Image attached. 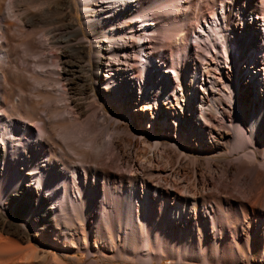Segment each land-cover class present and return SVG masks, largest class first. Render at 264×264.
I'll return each instance as SVG.
<instances>
[{
  "label": "rangeland",
  "instance_id": "1",
  "mask_svg": "<svg viewBox=\"0 0 264 264\" xmlns=\"http://www.w3.org/2000/svg\"><path fill=\"white\" fill-rule=\"evenodd\" d=\"M35 1L32 8L22 4L18 13L24 15L27 13L25 10H28L29 14L35 13L33 17H36L30 22L10 27L11 33L5 38L6 43L1 46L3 52L0 53V59L4 65L1 66L6 81L3 80L0 84L1 92L9 103H19L16 106L19 108H12L14 111L11 110L10 114L13 118L19 114L20 117L30 118L33 124L30 134L38 137L41 143L49 137L50 140L44 144L48 147L47 153H52L53 150L55 152L56 147L63 150L62 173L66 178H70L69 181L71 174L68 166L71 163L78 161L77 164L81 163L82 170L88 169L90 156L89 148L85 151V144L89 136L94 135L93 144L100 145L99 148L105 151L103 155L108 157V162L102 170L116 171L115 178H122L119 185L122 190L121 194L119 193L121 201L117 199L116 206H121L118 209L126 207L125 212L119 209L118 212L111 213L108 219H103L98 217L95 211L97 208H93L94 216H90L88 207L83 206L76 216L70 218L72 225L69 227L70 231H66L67 236L76 240L70 245L59 244L61 250L51 249L45 264H264V201L257 199L260 188L264 189V140L259 145L262 151L255 157L251 144L245 151H234L232 148L235 144V125L244 127V138L251 143L249 130L247 132L249 124H244L240 108L244 107L249 121L254 122L257 118L255 86L251 84V79L258 78L260 81L264 73L261 70L252 73L251 78L246 77L245 66L252 64L249 58L252 50L264 46V0H163V3L162 0H138L135 9L127 13L134 16V23L127 22V18L125 22L124 18L115 20L114 16L108 20L109 24L104 26L111 28L114 23L112 26L118 32H125L124 35L128 36L130 32L135 33L130 31L132 29L138 32V15H156L150 22L156 35L151 36L149 32L144 35L146 45H153L155 51L146 48L145 53L136 46L131 49L132 52L130 49L124 51V56L118 50L111 49L113 55L110 52L107 61L120 68L132 63L136 70L135 75L140 81L146 76V64L149 66L153 63L146 55H152L153 59L162 57L166 66H160L158 69L164 70V75L170 72V77L166 79L169 86L166 88L168 93H171L173 109L181 106L180 101L177 103L178 100L172 95V89L179 80L182 81V73L184 78V69L190 67H185L184 64L187 56L190 54L192 58L199 59L198 55H201L202 58H207V67L202 69L199 75L201 78L197 92L202 95V88H205V85L208 87L210 93L203 90L206 92L205 98L200 96L199 102L205 111L209 110L211 103L214 107L213 114L217 117L211 119L205 116L207 121L214 123L212 131L201 132L203 136L195 131L194 138L186 143L187 146L185 145L183 150L176 147L179 142H185L181 132L175 137L173 129H155L162 117L159 107H165V104L158 101L156 108L153 103L148 102L144 103L145 111L137 110L136 104L140 101L137 79L133 78V84L130 85L133 91L130 99L133 100L127 103L126 107L132 103L127 109L122 105L117 107L118 102L112 104L99 91L102 83L96 82L97 70L92 57L97 54L93 36L102 31V26L96 25L97 28H93L84 23L82 9L79 5H74L77 0ZM207 1L214 6L211 7ZM69 2H73V7ZM43 9L44 16L41 12ZM213 9L215 16H209ZM127 15L125 13V16ZM217 15L219 19L225 17L220 19V26L228 36V61L224 60L220 49L212 50V55L216 58L206 55L211 41H217L219 44L222 42L221 33L215 29L214 20ZM247 21L249 23L245 24ZM252 22L255 25L256 38L250 42L245 41V33L241 30L245 25L252 26ZM119 23L129 25L130 29H126V26L122 30L118 26ZM180 24L183 26L179 35H173V26L178 28ZM162 35L167 37V42H161ZM130 41L131 39L128 43H132ZM100 43L103 44L104 41ZM164 45L165 49H162ZM123 60V64H118ZM219 60L222 63L220 71L214 67ZM149 74L155 75L151 71ZM225 84L235 95L232 101L227 98L229 92L225 91ZM240 87L247 91L243 102L239 101ZM126 89L119 92L117 99L124 102L129 99ZM226 89L228 91V88ZM257 91H260V88ZM185 92L187 93V90ZM219 96L224 104L219 103ZM46 98L49 100L45 101ZM182 99L183 97L181 102ZM260 104L264 110V101L261 100ZM27 105L30 107L26 108ZM132 108L134 113L129 112ZM96 110L99 111L97 116L94 115ZM221 110L224 111V116L222 120H218ZM196 113L199 115V111ZM168 117H172L171 112ZM71 119L75 125L71 123ZM143 121H150L148 125L152 131L154 129L153 133L151 128L143 126ZM63 126L64 129L68 126V132L64 133ZM153 137L164 143L162 147L168 154L156 156ZM145 142L151 144V147L144 144ZM83 151L86 152L84 155L81 153ZM68 160L69 164L66 163ZM166 173H170V179L173 180L171 188H178L182 194L185 191L198 195L196 200L188 201L184 207L186 213L181 210L180 215L176 214L172 218L165 213L161 214L158 209L154 211L156 216L150 211L147 212L157 201L155 194H160L161 190L156 186L163 184V176ZM99 188L98 192L101 194V185ZM167 190L169 189H163L161 194ZM251 207L256 210L253 211ZM40 248L38 247L39 251H42ZM31 260L37 264V258Z\"/></svg>",
  "mask_w": 264,
  "mask_h": 264
},
{
  "label": "bare ground",
  "instance_id": "2",
  "mask_svg": "<svg viewBox=\"0 0 264 264\" xmlns=\"http://www.w3.org/2000/svg\"><path fill=\"white\" fill-rule=\"evenodd\" d=\"M34 1L35 0H0V53L3 52V51L1 52L2 43L4 44L6 43L5 38L8 37V35L11 33V32L9 33L10 30L9 28L14 27L19 23L23 24L26 22H30L36 17V16L33 17V14L35 13L32 14L30 12L31 14H29L28 10H25L27 11V13L25 12L26 14L24 15L18 13V9L22 4L29 5V7L32 8ZM161 3H163V0ZM137 4H138V0H77L76 3H74L75 6L79 5V7L82 9L81 11L84 15L83 17L85 18L84 23L90 24V26H92L93 28L94 26L96 27V25H98L97 27L102 26L101 28L102 31L101 32L97 31L98 33L95 32L97 34H94L93 36L96 41L95 53L97 54H95V56L92 58L94 59L93 61L94 67L97 70L95 74V79L97 83L99 84L102 83L99 86V88L101 89L99 91L104 95V98L109 102H112V104L118 102L117 107L121 105L126 107L127 103L133 100L130 99L131 93H133L130 85L133 84L132 83L133 78L137 79L138 81L137 84L139 87L138 100L140 99L139 103L136 104L137 110L145 111L144 103L147 104L148 102H150L151 104L153 103L156 108L158 101H160L161 104L162 103L165 104V107L162 106L159 107L160 108L159 112L162 113L161 115L162 117L159 120V125L155 127V129L161 131L164 128H166L168 131L173 129L175 132V137H178V133L181 132L183 134L182 137L185 142L184 143L182 142L183 144L179 142L178 143L179 145H176V147L180 150H183L186 143L187 142L189 143L192 140V138H194L195 131H198L197 133L201 136H203L201 132L210 133V131H212L214 123L211 124L210 123L211 121H207V118L205 116H209L211 119H215L213 117H217L214 116L213 114L214 107L211 103L209 105V110L205 111V108L203 109L201 103L199 102L200 96L203 99L205 98L206 92H203V90L204 91L207 90L210 93L208 87L205 85V88H202L203 89L202 95H199L197 92L198 91L197 85L199 83V79L201 78V77L199 78V75L201 73V70L207 67V65L205 64L207 58L204 59L201 57V55H198L199 59L194 57L192 58L190 54L189 56H187V59L185 60L186 62L184 64L185 67L188 66L190 67L187 70L186 68L184 69V78L182 75L183 73L182 74L179 73L181 74L182 81L179 80L180 82L176 83L175 87L172 89V95L175 96V100H178L177 103L179 101L181 103V106L179 108L175 107V109H173L174 107H172L173 102L170 99L171 93H168V88H166L169 86V82L166 79L170 77L169 76L170 72H168L169 74L164 75L165 71L158 69L160 66L161 67L166 66V63H164V59H162L161 55H159V57H161L160 59H153L152 55L151 57L148 54L146 55L149 57L150 61H153V63L150 64L149 66L148 63L146 64L147 65L146 76H144V79L141 78L140 81L138 80L139 79L138 76L135 75L136 70L134 69L135 67L131 65L132 63L131 64L125 63L127 65L123 68L112 66L113 63L110 64L107 61L108 54L112 52L111 49L118 50L119 52L122 53V55L126 54L123 53L124 51H128L129 49L131 50L136 46H139L143 51H145V53H146V48L155 51V47L153 45L151 44L146 45V40H144V35H146V32H149V35L151 36L156 35V33L154 32L155 29L151 28V23H150L152 22L153 17H155L156 15H149L145 13L142 15L141 14L138 15L137 18L135 17L139 22V24L137 23L139 27L137 28L138 32H136L137 31L136 29L131 28L132 30L130 31H135V33L129 31L130 34L128 36L124 35L125 32L123 33L118 32L116 28L112 26L114 23L111 24V28L104 27L106 24H109L110 21L108 20H110L114 16H115V20L124 18L125 19L124 22L127 21L128 19L129 21L127 22L134 23L133 22L135 21L134 16L127 15V13H130V11L134 10ZM69 5L73 7V2L71 4L69 2ZM210 6L212 7L214 5H210ZM41 12L43 13L44 9ZM210 12L211 14H208L209 16L211 15L215 16L214 9ZM125 13L127 16H125ZM44 15L45 14L43 13V16ZM221 18L225 19L224 16H222ZM220 19L217 15L216 20L214 21H215V29L219 31V34L221 33L222 42L219 44L217 41H211L209 50L207 49L206 55L207 56L209 55L212 58H216L213 57L212 50L213 51L221 50V52L223 53L224 60L228 61L229 60V53L227 50L228 36L227 34L224 33V31H222V27L220 26L222 22H220ZM248 23H249L248 21L245 22V24ZM120 24L121 23H119L118 26L122 30L125 29L126 26H128L126 27V29L128 30L130 29L129 25L124 26L125 24L124 25L122 24L120 25ZM251 24L252 26L245 25L244 28L241 30L242 32L245 33V41H249V42L252 41L254 38H256L254 31L255 25L253 22ZM179 26L180 27L178 28L177 26L176 27L173 26L172 28L173 35L175 36L179 35L178 33L180 32V30H182L181 26L183 25L180 24ZM94 31H96V29H94ZM129 39H131L130 42L132 43H128ZM153 40L156 41V39H150V41ZM161 40H162L161 42H163V40L166 42L168 41L167 37H164L163 35L161 37ZM101 41H104V43L101 44L100 43ZM162 49H165V45L163 46ZM257 50L258 52L256 53ZM114 52L116 53V51ZM135 52L136 50L134 51V54ZM138 53L139 52L137 51L136 56H138ZM249 58L251 59L252 64L249 65V67L247 66V64L245 66L247 67L245 69V72L247 73L246 77L249 76L251 78L252 73L254 72L257 73L261 70H263L264 73V67H263L264 46H260L258 49L254 48L250 53ZM115 60L116 59H114L113 61ZM2 62L3 60L0 59V84L3 82V80L5 81L4 79L5 72H3L4 70L2 71V66L4 65ZM120 62L118 64H123L124 60L122 63ZM220 63L221 60H219L217 65L214 66L216 70L219 71L222 70V63L221 65H218ZM150 71L152 72V74L155 75H150L149 74ZM176 75H178V73ZM155 76H157V78ZM159 76L160 77L162 76V78L160 79ZM154 77L156 79H154ZM251 84H254L255 86V92H254L256 93L255 103H257L256 105L258 107L257 118H255L254 122L249 121L248 117L246 118L247 115H245L244 107L240 108L241 114L244 117V124L247 125L249 124V129H247V132L249 130V134L251 136V143L244 138V133H243L244 127H241V125H235L233 126V132L235 134V140L233 142L235 144L232 146V148L234 151L235 150L245 151L247 148H249L248 145L251 144L253 146V152H252L254 154L253 157H255L257 153H260L262 151L259 145L264 140V110L261 109V104H260L261 100L264 101V74L263 77H261L260 81L258 80V78L251 79ZM224 86L228 88V91L225 88V91L229 92L227 98L229 99V101H232L235 96L234 93L230 90V87L227 84H225ZM125 88H127L126 90L129 97V99H127L126 102H124V100L117 99V95L119 94V92ZM258 88H260V91H257ZM185 90H187V93L186 92L184 93ZM177 91H179V93H177ZM220 92L218 94H220ZM182 94H184V96H181ZM246 95H247V91L244 89V87L243 88L240 87L239 101L243 102ZM132 97L134 98V95H132ZM181 97H183L182 102H181ZM47 99L48 98L44 100L46 101ZM22 100L24 101V99ZM218 100L220 104L221 103L224 104L220 96L218 97ZM239 101L238 103H241ZM8 103L9 101H6L4 93L1 92V88H0V264H35L33 260H31L33 258L38 259L35 260L37 261V264H45L44 261L47 259L46 257L50 254L51 249L61 250L59 244L70 245L74 239L76 240V238L74 237L67 236L66 231H70L69 227L72 225V221H71L72 217L76 216L77 212H79V210L83 206L88 207L90 216H94L92 214L94 213L93 208H97L95 211L98 217H101L103 219H108L111 213L114 214L115 212H118L117 210L120 209V208L118 209L120 205L117 207L116 201L117 199L120 198L119 196L121 194L120 191H122L121 186H119L121 185L122 178L120 177L115 178L116 171L113 172L111 170L110 172H104L102 170V167L106 166L107 164L106 162H108L107 159L108 157L103 155L105 151L99 148L100 145H98L97 143L93 144L94 141L92 140V138L94 137V135H91L89 136V139H87V142L86 140L84 141L86 142L85 151L88 150L89 148L88 155L90 156L89 157L90 163L87 166L88 169H86V171L82 170L80 168L81 163L77 164L78 161H76V163L74 164L71 163L69 166H68L69 160L67 162L65 161L66 163H68L67 166L71 174L70 175L71 180L69 181L70 178L69 179L66 178L67 176L63 175L62 173L63 172L62 170H64L63 165H61L62 164L61 156L64 153V152L62 153L63 150L61 151V148L59 147L56 148L53 147L56 149V151L53 152L54 151L53 150L52 153L51 152L47 153L46 149H48V147L46 148V145L44 144H46L45 142L50 140L48 139L49 137L44 143L43 142L41 143L38 137L36 138L35 136H33V134H30V128L33 126L31 119L20 117V114L18 117L13 118L14 116H11L10 114L11 110L12 108L14 109V107L16 108V106L19 103L17 102H11L9 104ZM24 104H26L25 101ZM131 104L128 105L129 108ZM28 106L29 105H27L26 108H28ZM128 107H126V109ZM198 111H199V115L196 113ZM129 112L134 113V109L132 108V110H130ZM170 112L172 114V117L169 118L168 115L170 114ZM98 114L99 111L96 110L94 112V115L97 116ZM219 114L220 115L218 116V120L219 119L222 120L224 116V111L221 110ZM100 115L102 117V114ZM101 117L100 119L101 121H103V118ZM252 117H256V116H252ZM152 118H154V116H152ZM50 121L48 122L50 123ZM61 121L64 122L63 119H61ZM148 122L150 121H143V126L151 128L150 125H148L149 124ZM71 123H73L72 119H71ZM57 126L58 125H56V128H58ZM47 127L49 126L47 125ZM67 128L68 126L67 127L65 126L66 129L65 130L63 126L62 129H64V133L67 131ZM150 131L151 133H153L154 129L152 131L151 128ZM50 132L51 131L49 130V133ZM64 136H62V138ZM153 139H154L153 147L155 154H157L156 156L161 157L163 154L167 153L165 148L162 147L164 143L157 138L153 137ZM144 144H146L148 147H151V144H149L148 142H145ZM85 151L81 152L82 155L86 153ZM80 170H82L83 174H81ZM163 177H164L163 184L162 185L158 184L156 187L159 188L161 192L163 189L164 191L166 189L169 190L163 192L162 193L163 195L161 194V192L160 194H158L159 192L155 194L157 195L155 200H157L158 202L157 201L154 202L155 204L153 203L147 209L148 210L147 212L149 213L150 211V213L153 216H156L155 214L156 212L154 211L158 209L159 212H161V214L165 213L166 216L168 215L171 218L174 217L176 214L180 215L181 210H184V212L186 213L184 207H186V204L188 203L189 200L191 199L196 200V197L198 195L195 196L196 193L193 192H190L188 194L185 191L184 194H182L181 193L182 191L179 190L178 188L176 187L171 188L172 187L171 183L173 180L170 179V173H166ZM116 182L117 184H115ZM100 185L102 187L101 194L98 192L100 190V188L98 189V186L100 187ZM257 199L259 201H264L263 188H260V190L258 191ZM119 201L121 200L119 199ZM251 208L253 211L256 210L254 207ZM263 209L264 208H262V210ZM125 210H126L125 206L123 209H120V211L123 212H125ZM38 247H41L43 250L39 251ZM21 258H25V260L22 261ZM54 262L56 261L54 260ZM262 262L264 263V256H262Z\"/></svg>",
  "mask_w": 264,
  "mask_h": 264
}]
</instances>
